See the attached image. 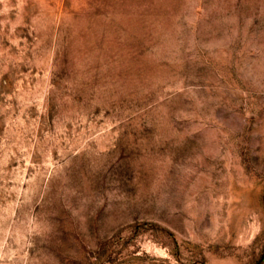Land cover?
<instances>
[{
	"label": "rangeland",
	"instance_id": "rangeland-1",
	"mask_svg": "<svg viewBox=\"0 0 264 264\" xmlns=\"http://www.w3.org/2000/svg\"><path fill=\"white\" fill-rule=\"evenodd\" d=\"M0 264H264V0H0Z\"/></svg>",
	"mask_w": 264,
	"mask_h": 264
}]
</instances>
